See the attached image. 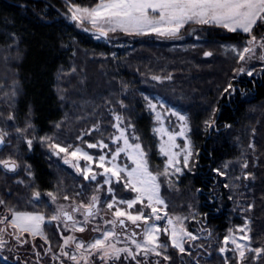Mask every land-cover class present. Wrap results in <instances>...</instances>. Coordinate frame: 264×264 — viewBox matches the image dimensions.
<instances>
[{
  "label": "trees",
  "instance_id": "1",
  "mask_svg": "<svg viewBox=\"0 0 264 264\" xmlns=\"http://www.w3.org/2000/svg\"><path fill=\"white\" fill-rule=\"evenodd\" d=\"M98 2L0 0V128L13 141L0 156L5 152L4 160L16 164L14 171L0 165L2 207L42 212L29 199L33 181L51 185L59 197L65 191L72 197L71 182L77 178L50 160V139L85 145L109 136V106L133 125L151 171L160 176L169 215H194L187 227L198 238L184 260L169 236L163 239L167 248L162 254L171 255L170 264H238L220 249L229 231L247 219L252 249L264 248V70L251 76L239 72L246 60L226 52L230 46L243 49L249 35L215 26L202 42L185 41L184 49L144 39L88 42L92 34L61 15L72 6L91 8ZM261 30L264 23L258 22L253 35ZM152 101L187 115L192 158L177 176L162 174L166 157L160 152ZM87 130L90 136L80 141ZM26 136L33 140L32 149ZM49 240L58 252L62 239ZM244 262L264 264V252L250 251ZM0 264L23 260L20 252L3 247Z\"/></svg>",
  "mask_w": 264,
  "mask_h": 264
},
{
  "label": "snow or ice",
  "instance_id": "2",
  "mask_svg": "<svg viewBox=\"0 0 264 264\" xmlns=\"http://www.w3.org/2000/svg\"><path fill=\"white\" fill-rule=\"evenodd\" d=\"M77 13L80 15L78 16ZM73 19H87L91 22L93 27L98 28L101 36H107L108 31L115 32L117 29L128 33V34H148L155 33L159 36H176L179 33L180 29L183 28L186 24L195 23L199 25H215L227 29L229 32L241 31L249 35L247 41V46L241 50L237 51V55L240 61H245L247 59H252L255 56V48L257 46V37L253 35V29L259 23H264V0H99V2L91 8H81L75 6V11L73 12ZM104 25H107V31L104 28ZM262 50H264V37L261 38V41L258 45ZM205 55H211V53H205ZM258 59L264 61V52L258 57ZM239 72H244V68H240ZM251 76L253 73L249 71L247 73ZM153 79H159V77H153ZM231 87V85L229 86ZM227 91V89H226ZM145 99H148L145 97ZM149 106L154 110L155 105L149 103ZM172 115L178 117L180 121L183 122L181 130L178 133L168 132L164 128H158L155 131L161 133L162 135H167L168 140L163 142L160 147V152L168 157L167 165L165 167L163 175H167L168 167L173 165L176 160L178 153L172 152V149L178 147L175 144L176 136H184L185 131L187 130V118L184 115L179 114L178 112H172ZM160 114L157 113V120H159ZM117 121L121 120V117H116ZM120 133L119 136L114 137L113 142H118L123 140V147H118L111 157V167H105L106 157L101 155L99 157V167L104 169V173H110L111 176L116 177L119 182L121 179H124V186L127 189H130L132 192L137 193L134 199L130 200H120V204H126L128 209H132L136 204H144V201L147 200V204L144 207L151 209L150 214H145L144 211H138L133 214L130 211L116 208L113 212V216L116 219L107 221L113 226L119 222L121 226L125 225V220L121 219L126 217L127 220L131 221L132 224H137L138 221H143L145 227L143 231V240L137 241L135 236L136 232L132 233L131 243L135 245V251L129 247H116V244L113 243V240L117 239V234L115 231H104L101 238H97L92 242H89L85 245L84 242H76L74 236H66L63 238V245L60 247V255L67 257L69 260L73 261L74 264H91L90 257L99 256L101 261H104L107 264V261L110 259L119 260L121 253L126 254V258L130 257L135 260L137 255L143 253L147 256L149 253H154L157 256L162 255L159 249H166L167 245L163 244L159 240L160 233L163 232L166 235H169L171 240V246L179 249L181 253L185 252L184 248V238L188 237L190 239H196L192 233L187 232L182 224V220L179 217H176L177 223L173 222L172 218L167 220V226L161 228L156 223L149 224V220L153 217L155 220H161L162 217L159 214V210L156 205H164L167 207L164 200L160 197V184L157 183V175H154L148 168V161L145 158L146 154L143 151L141 144L139 143H130L127 137L126 129L119 127V124L114 125ZM135 139H139L135 137ZM2 142V141H0ZM31 145V141H28ZM89 148L101 147L107 148L108 145L104 144L102 141L97 144H88ZM53 148H58L59 152L68 153V148L61 147L58 144L51 145ZM71 147V146H69ZM57 152V155L59 154ZM80 153L78 157L77 154ZM121 153H125L128 156V159L131 160L132 164L135 165L130 170L125 167H120L115 163L117 158ZM73 157L83 158L87 161H92L93 157L90 156L87 152H82L80 148H76L74 151L68 153ZM191 155V152H187L184 155V165H188V159ZM65 163H68L65 160ZM0 164H3L4 167H9L8 161H0ZM15 162L11 164V170H15ZM247 167V164L244 165ZM176 171H180L179 168ZM219 171V170H218ZM91 169H84L83 175L84 178L95 180V174L89 176ZM121 173L124 174V177L121 176ZM223 175L224 173H220ZM126 177V179H125ZM105 183H110V180H105ZM108 191L111 193L112 189L109 187ZM51 196L52 194L49 193ZM36 196H39V193H36ZM55 199V197H53ZM64 199H68L67 196ZM98 202V197L93 196L91 202L88 204H81L78 207L73 209V212L80 211L84 209V222L87 223L89 217L95 215L93 211L94 207ZM3 201H0V204H3ZM108 209L114 207L113 203L107 205ZM167 216V213L164 214ZM64 218L66 221H71V230L73 232L85 231L83 226H77L80 224L79 221H76L74 216L65 211L63 206H61L55 214L46 218L40 212H21V211H12L11 220H8L5 217L3 220H0V223L8 222L9 226L15 230V238L20 241V235L16 233H27L32 237H41L44 239L45 243L48 244V238L43 231V225L48 221H60L61 218ZM67 227V225H66ZM247 225H245V228ZM6 229H0V232L5 231ZM99 229H94L98 231ZM244 231V228L240 229ZM228 237L225 238V243L228 242ZM241 239H250L247 235L241 237ZM26 242V241H24ZM75 242V250L79 255L70 254L68 251H65V248L71 243ZM233 244H236V240L233 238L231 241ZM4 241L0 240V248H3ZM237 250H239V256L243 258L245 252L243 251L244 245L237 244ZM83 250V251H81ZM251 251L256 252L258 255L264 252V248L250 249ZM51 251V248L48 249ZM221 253L225 251L224 248L220 249ZM39 255V253H37ZM59 257L53 256V259H58ZM164 260H169L170 257L167 255L163 256ZM137 264H140L137 261Z\"/></svg>",
  "mask_w": 264,
  "mask_h": 264
},
{
  "label": "rangeland",
  "instance_id": "3",
  "mask_svg": "<svg viewBox=\"0 0 264 264\" xmlns=\"http://www.w3.org/2000/svg\"><path fill=\"white\" fill-rule=\"evenodd\" d=\"M81 8H84L82 6H79ZM75 11V6H72V9L69 13H64L62 14V20L69 22L70 24L76 25L79 29H81L82 31L87 32L89 29H94V30H98V28L93 27V25L91 24V22L87 19L81 20V19H73V12ZM77 15L79 16L80 14L77 13ZM60 16V17H61ZM105 30L107 31L108 26L104 25ZM215 25H199V24H195V23H189L186 24L183 28L180 29L179 33H177L176 36H159L155 33H148V34H141V35H136V34H128L125 33L119 29H117V31L112 32V31H108L107 32V37L104 38L100 35H92V40H88V42H98L101 40H106L107 43L111 44L113 41H117V40H122L124 38H129L131 40H135V39H144V40H156L159 42H169V43H176L178 44V47H180V49H184V42L187 40H194V41H199L202 42V38H205L209 35H211L216 29ZM99 31V30H98ZM236 32H241V31H236ZM122 33V35H121ZM257 37V40H261L262 37H264V30H261L260 34L255 35ZM118 43V42H117ZM200 43L198 44H193L190 46H199ZM123 46L122 44L119 45V47ZM247 46V43L246 45ZM244 46V47H245ZM235 50H237L234 47H228L226 52H233ZM237 54V51H234ZM262 52H264V50H262L261 48H258L257 51L255 52V56L252 59H247L245 64L241 67L244 68V71H246L247 73L249 71H252V73L254 72H261L262 70H264V61L258 59V57L262 54ZM210 53V52H208ZM158 81H162V78L159 77V79H156ZM151 104L155 105V109L152 111L155 114V119H156V127L155 130L158 128H164L166 129L168 132L171 133H178L181 130V126L183 124L182 121H180L178 119L177 116L172 115V112H178L181 115L186 116L184 113H182L180 110H176L174 108L167 110V106L165 103L163 102H155L152 101ZM108 113L112 116V132L109 136L102 138L101 140L95 142V143H91V144H97L98 142L102 141L104 144H107L108 147L107 148H101V147H95V148H89L87 145L90 144V142L86 143L85 145L79 144L76 145L74 144L73 141H69L67 143H63L61 138H59L58 140H54L52 141L50 139V144L47 147V152L49 154V158L50 160L53 162L54 165H58L63 167L64 169H69L77 178V183H72L71 181H67L64 182V184H67V186L69 185V183L71 182V184H73V189H74V193L72 194V197L75 199V197H79L78 199H75L76 202L80 203V204H88L91 202H83V198L89 196V194L92 192V194H94L93 196L98 197V200H100L101 203V209H105V210H100V212H106V214H112L111 215V219L115 218L113 216V212H115L116 208H121L127 211L132 212L133 214L137 213L138 211H144L145 214H150L151 213V209H148L146 207H144V205L147 204V200L144 201V204H136L132 209H128L126 204H120L119 201L120 200H130V199H134L137 195V193L132 192L130 189L125 188L124 186V179H121L119 182L117 181L116 177L111 176L110 173L105 174L104 173V169L99 167V157L101 155H104L106 157V162H105V167H111V157L112 154L115 152V150L118 147H123V140H120L118 142H113L114 137L119 136L120 133L118 131V129L116 127H114V125L119 124V127L122 129H126V135L129 139L130 143H140L139 139H135V137H138L137 134L134 131V127L133 125L130 123V121L120 112L116 111L115 109H111L108 106ZM157 113L160 114V119L157 120ZM119 116L121 117L120 121H117L116 117ZM11 119V118H9ZM8 119V120H9ZM1 124V122H0ZM96 128V127H95ZM92 130H87V131H83L81 135H79V140H83V138H87L90 136ZM189 131H190V126H189V122H188V118H187V130L185 131L184 136H176V140H175V144L178 145V147H175L172 149V152L174 153H178V155L176 156L175 160L176 162L168 167V174L169 176H177L178 173H182V171L184 170V155L187 154V152H191V155L189 156L188 162L191 160L192 158V148H191V141H190V137H189ZM157 136L160 139V147L161 144L163 142H166L168 140V136L167 135H162L161 133L156 131ZM0 135H2V137L5 140V145H10L13 144V141L10 140V135L12 136V134L7 131L4 132L2 130V128H0ZM26 135V134H25ZM25 139V143L27 144V146L29 147V149H32L33 147V140L31 138H28V136L23 137ZM58 138V137H57ZM31 141V145H29L28 141ZM53 144H58L61 147H65L68 148V153L74 151L76 148H80L82 150V152H87L90 156L93 157L92 161H87L83 158H79L77 159V157H73L71 155H69L68 153L65 152H59L58 148H53L51 147V145ZM71 146V147H69ZM142 147V145H141ZM13 148V147H12ZM11 148V149H12ZM143 149V147H142ZM13 151V149L11 150ZM144 151V149H143ZM14 152V151H13ZM57 152H59V154L57 155ZM145 152V151H144ZM17 152H15L16 154ZM146 154V152H145ZM5 155H7L5 152H1V156H0V161H5ZM77 156H80V153L77 154ZM165 156V155H164ZM3 157V158H2ZM166 157V165H167V161H168V157ZM148 161L147 155L145 157ZM65 160L68 161V163H65ZM10 163H12V160H7ZM115 163L117 165H119L120 167H127L129 170L131 168H133L135 165L132 164L131 160L128 159V156L125 153H121L120 156L117 158V160L115 161ZM3 165V164H0ZM91 169V172L89 173V176L95 174L96 179L92 180V179H85L84 175H83V170L84 169ZM148 168L149 171H151L150 166H149V162H148ZM179 168L180 171H176V169ZM154 175H157V183L160 184V197L164 200L166 206H167V202L166 199L163 197L162 195V184L160 181V176L157 173H154L153 171H151ZM121 176L124 177V174L121 173ZM126 179V177H125ZM105 180H110V183H105ZM78 184V186H77ZM109 187H111L112 192L110 193L108 191ZM69 191V190H68ZM71 192V191H70ZM36 193L38 192H31V196L29 197L30 201H32L34 204H36L35 198H37ZM51 197H56L59 198V196L56 194V191L51 193ZM69 193L63 192V196L68 195ZM46 196H50L47 193H43L40 194L38 198H43ZM62 196V197H63ZM71 197V195H68ZM92 196V197H93ZM61 199V198H59ZM109 203H113L114 207L112 209H108L107 205ZM156 207L159 210V214L164 217L161 220H155L154 217L149 220V223H156L158 224L161 228L166 227L167 226V220L169 218L173 219L174 223H177L176 221V217L181 218L183 224V228L187 231L190 232L188 230V222L191 221L192 219H194V215H190V216H186V215H169L168 211H167V207H164V205H156ZM7 212V209H5ZM10 211V210H9ZM165 212L167 213V216H165ZM105 214V213H104ZM126 218V217H124ZM80 224H78L77 226H83L85 228V231L83 232H79L76 231V234H74L73 236L76 238V242H84L85 245H87L88 243H86V241L90 238H93L92 241H94L97 238H101L102 237V233L104 231H114L112 228L109 229H105L102 230L101 228H99L98 225H100L101 223L103 224V218L101 217V215H94L92 217H89V220L87 223L84 222V215H83V211L81 213V216L79 217ZM91 222H93V229H91L92 227H88ZM143 222V221H142ZM245 225H247V227L245 228ZM106 227H111L110 225H107ZM244 228V231H240V229ZM94 229H99L98 231H94ZM191 233V232H190ZM193 236L196 237V239L198 238V235L195 233H192ZM247 235L248 237H250V239H241V237ZM169 235L164 234L163 232L160 233L159 236V240L161 243L164 244V238L167 237ZM38 237V236H37ZM34 237V238H37ZM228 237V242L225 243V238ZM223 240L222 246L221 248H224L225 251L223 253H221L224 257L225 256H229L232 255L231 258L236 260V262L238 264H245L244 260L246 258V255L251 251L250 249H252L251 246V233H250V224H249V219L246 220L245 224L242 226H238L236 228H233L229 231L228 235L226 236ZM62 239V243L61 246L63 245V238L60 237ZM236 240V244H233L231 241L232 239ZM131 240V238H129ZM194 239V240H196ZM193 239H190L188 237L184 238V248L185 251L188 250L189 246L194 242ZM90 241V242H92ZM142 241V240H139ZM113 242H115V244H117V239L113 240ZM166 244V242H165ZM240 244V245H244L245 247L243 248V251L245 252V256L243 258H241L239 256V250H237L236 245ZM198 247H196L197 249ZM65 251H69V247L67 246L65 248ZM159 251L162 253V249H159ZM59 253H56L57 256H59L60 258H64L65 256H61L60 255V248H59ZM221 252V251H220ZM70 254H76L79 255V253L76 252V250L74 249V252H70ZM98 256V255H96ZM228 264H230L229 260L227 262ZM81 264H83V261H81Z\"/></svg>",
  "mask_w": 264,
  "mask_h": 264
},
{
  "label": "flooded vegetation",
  "instance_id": "4",
  "mask_svg": "<svg viewBox=\"0 0 264 264\" xmlns=\"http://www.w3.org/2000/svg\"><path fill=\"white\" fill-rule=\"evenodd\" d=\"M261 40H257V46L255 48V52L257 51L258 48H260L258 45ZM4 166V165H3ZM6 169V167H4ZM31 192L35 191L40 194H49L55 192L51 185L48 188L41 187L39 183L36 181L31 182ZM68 199H64L65 196L59 197L53 199L51 196H46L43 198H35V201L38 205H40L41 210H43L42 213L45 215L46 218L52 216L57 212V210L63 206L64 210L71 213L75 220L78 221L79 217L81 216L82 211L84 209H81L80 211L73 212V209L81 205L80 203L76 202L73 197H70L66 195ZM101 203L100 200H98L96 206L94 207L93 211L95 212V215H101L103 218V224L101 223L99 228L102 230H105L106 228H112L116 234H117V244L116 247L122 248V247H129L132 248L135 251V245L131 243V240L129 238L132 237V233L136 232L137 235L135 236V239L137 241L143 240V231H144V223L142 221H138L137 225H134L131 223V221L127 220L126 218L122 217L121 219L125 220V225L121 226L119 222L113 226L111 223H107V221H111L116 218L111 219L112 214H106V212H100V210H105L101 209ZM30 212V211H27ZM105 213V214H104ZM12 212L5 210L4 207H2V204H0V220H3L5 217L8 218V220H11ZM71 221H66L63 217L61 218L60 221H48L46 219V222L43 225V231L45 235L48 238L49 243L46 244L44 239L41 237L34 238L31 235L27 233H16L20 235L21 240L18 241L15 238V230L11 228L8 224L7 221L4 223H0V229H6L3 232H0V240L4 241V248L11 251L12 253L18 251L21 254L23 264H34L32 263L33 260H35V264H74L73 261L69 260L67 257L60 258L57 256L56 253L59 252H54L53 250V244L49 240V237H66V236H73L76 234V231L73 232L71 230ZM150 224V223H149ZM67 225V227H66ZM107 225H110L111 227H106ZM93 226V222L88 227ZM93 229V227L91 228ZM93 238H90L86 241V243L92 241ZM26 241V242H24ZM113 242V241H112ZM115 243V242H113ZM69 251L74 252L75 249V242L71 243L69 246ZM51 248V251H48V249ZM59 251V250H58ZM83 251V250H81ZM69 252V253H70ZM39 253V255H37ZM59 257L58 259H53V256ZM168 257H170V254H165ZM164 254L157 256L154 253H149L147 256H145L143 253L140 255H137L136 259L133 260L130 257L126 258V254L121 253L120 259L115 260V259H110L107 261V264H137V261L140 262V264H170L171 257L169 260H164L163 256ZM180 256L179 259L184 260V252L181 253L179 252L178 254ZM91 264H105L104 261H101L99 259V256H92L89 258Z\"/></svg>",
  "mask_w": 264,
  "mask_h": 264
},
{
  "label": "water",
  "instance_id": "5",
  "mask_svg": "<svg viewBox=\"0 0 264 264\" xmlns=\"http://www.w3.org/2000/svg\"><path fill=\"white\" fill-rule=\"evenodd\" d=\"M89 30L87 31V33H89V34H92V35H100V32L98 31V30H94V29H91V28H88ZM101 36V35H100ZM102 37H104V38H106L107 36H102ZM0 141H2V142H0V150L4 147V145H5V140H4V138L2 137V135H0ZM11 164L12 163H10L9 164V167L8 168H6L7 170H10V171H13V170H11ZM16 165V164H15ZM15 169H16V167H15Z\"/></svg>",
  "mask_w": 264,
  "mask_h": 264
}]
</instances>
